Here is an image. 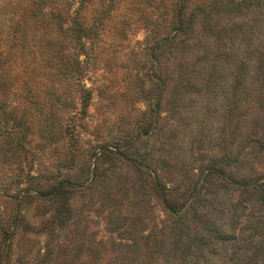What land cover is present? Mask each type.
<instances>
[{
    "label": "rangeland",
    "instance_id": "rangeland-1",
    "mask_svg": "<svg viewBox=\"0 0 264 264\" xmlns=\"http://www.w3.org/2000/svg\"><path fill=\"white\" fill-rule=\"evenodd\" d=\"M7 1L0 0V12ZM177 1L92 0L83 12L88 24L103 10L109 15L97 40L87 42L88 57L80 56L79 81L90 90L84 113L74 82L44 76L68 65L64 45L51 64L39 65L44 40L26 38L20 69L30 67L6 97L5 112L32 132L20 155L0 138V264H171L175 219L152 191L155 178L177 201L200 190L201 205L187 222L189 251L179 264H264V0H193L189 10L204 2L215 6L205 13L218 12L195 17L190 35L154 50L171 34ZM157 78L165 81L162 92ZM151 115L156 125L144 133ZM58 120L68 131L46 143L45 123ZM133 132L128 159L116 155L115 141ZM101 147L112 152L96 160ZM129 156H139L141 166ZM211 161L221 162L230 180H259L261 190L244 191L218 175L199 182ZM29 171L39 181L35 189L49 176L71 183L63 228L55 225L57 201L23 192Z\"/></svg>",
    "mask_w": 264,
    "mask_h": 264
},
{
    "label": "trees",
    "instance_id": "trees-1",
    "mask_svg": "<svg viewBox=\"0 0 264 264\" xmlns=\"http://www.w3.org/2000/svg\"><path fill=\"white\" fill-rule=\"evenodd\" d=\"M193 0H178L177 5L172 12V20L170 22L171 34L169 37L161 38L154 48V50H159L160 47L169 43L172 39H179L182 35L188 36L193 32V19L195 17L201 16L203 20H208L212 15L218 12L217 10H210L209 13H205V9H212L215 6L213 3H202L194 6V9L189 10L188 4ZM92 0H29L22 2L25 4L17 5L13 4L12 1L8 0L7 3L1 6L2 18L6 20V24H3L0 28V138L4 140V144L7 147H12L15 152H18V155L21 154V150L24 147V143L27 142V137L32 132L31 126L24 123V120L19 119L16 122L14 119H11L8 116V113L5 112L6 105H10L6 102V97L10 94L16 93L17 82L19 80V74L27 72L29 65L26 69H20L21 56L24 55V43L27 37H31L35 34H39L43 40L44 44L42 45V50L37 49L36 51L40 53L39 65L42 62L52 63V55L56 52V46L59 44V48L63 45V51H65L68 65L59 69H53L52 74H44L46 77H53L58 79L61 82H74L76 85L73 88L74 92L78 94L82 112H85V109L88 106L90 99V90L85 88L80 84L79 77L83 73V69L80 68L81 61L80 56H86L89 54V48H86L87 42L90 45L97 40V32L100 25L103 24V19H105L109 12L108 10H103L102 16L100 18H95L91 24H88L87 18L83 16V12L86 11ZM49 10H46L44 7L47 5ZM112 3V1H110ZM217 9V8H216ZM106 14V15H105ZM105 15V17H104ZM43 23L46 24L47 30L42 32ZM165 24V22H164ZM58 48V49H59ZM153 50V51H154ZM154 54V52H153ZM85 57V58H86ZM160 57V56H159ZM158 59V57H156ZM160 59V58H159ZM158 60H156L157 62ZM31 64V63H30ZM32 69H40L37 67H31ZM160 83V91H163L165 81L161 78L158 79ZM58 93V92H57ZM27 94H30V89L27 91ZM59 97V93L57 94ZM7 103V104H6ZM155 108L152 109L151 114H156L159 109V103L154 105ZM151 115L147 124L142 127L144 133L150 132L156 125V116ZM11 119L12 126H15V129H9L8 120ZM57 120V119H56ZM46 122V121H45ZM68 123H64L62 120L57 122H48L45 123V126L40 133L41 139L46 143L60 142L64 134L66 133ZM136 135H140L139 128H136ZM131 136H126L122 138L119 142L113 144L116 155H119L122 158L128 159L124 150L125 146H130L133 142L135 134ZM68 133V132H67ZM101 152L99 155L94 154L96 160L105 155L107 152H112L108 148L101 147ZM32 156V155H31ZM33 158V156H32ZM133 165L140 167L142 163L139 156H129ZM32 167V166H31ZM218 175L223 182L231 183L236 188L242 190L247 189L248 186L259 192L262 186L259 180H254L252 183L247 181H238L230 180L226 177L224 170L221 168V162L211 161L208 164L201 175L199 180L206 182L209 177ZM223 175V176H222ZM23 179V182L26 183L28 188L23 192L29 193L33 198L48 199L58 203L59 213L55 215V225L63 228L65 223L68 220V195L67 186L71 183L68 180L62 178H57L56 176H49L46 178V184L43 186V189H35L39 185L36 176H30V171L27 173V176ZM152 191L157 198L162 202L163 208L169 215L174 217L172 226L169 230L171 235V244L174 248L168 257V260H171V264L183 263L184 259L187 258V253L189 251L190 237L187 233V222L189 221V215H196V207H199L201 204L200 190L196 187L192 190L190 195L183 198L182 200L177 201L172 196V190L163 185L160 180L157 178L152 181ZM246 191V190H244ZM33 192V193H32ZM23 198V197H22ZM21 198V199H22ZM58 199V200H57ZM262 204L264 205V200L261 197ZM53 223V222H52ZM205 228V227H203ZM207 229V227L205 228ZM217 230H215L214 235L217 236ZM144 246H150L151 242V233L144 236ZM163 246V243L159 245Z\"/></svg>",
    "mask_w": 264,
    "mask_h": 264
}]
</instances>
